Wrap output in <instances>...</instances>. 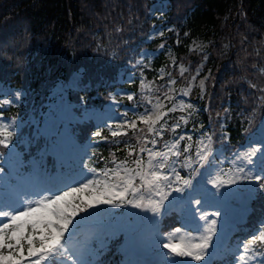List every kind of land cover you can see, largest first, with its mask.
<instances>
[{"label": "snow or ice", "instance_id": "1", "mask_svg": "<svg viewBox=\"0 0 264 264\" xmlns=\"http://www.w3.org/2000/svg\"><path fill=\"white\" fill-rule=\"evenodd\" d=\"M193 47L201 46L196 42ZM210 77L209 70L199 78L200 99L208 92L211 100L205 85ZM127 79L132 82V77ZM195 79L194 75L192 80ZM167 83L171 85L173 80ZM192 87L189 81L181 88V94L187 97ZM251 87L257 85L253 83ZM260 91L264 93V87ZM117 92L133 100L132 92ZM3 95L9 99L0 101V105L11 106L22 92L5 89ZM178 95L168 88L164 99L177 100L170 108L158 96L155 103L149 98L151 109L145 108L133 119L126 118L127 107L121 109L120 116H105L101 122L107 121L109 128L122 120L119 132H112L113 137L131 129L139 147L126 145L128 158L124 160L113 155L112 168L91 167L89 161H84L83 167L77 166L73 174L78 179L51 175L46 165L22 159L13 139L19 117L5 118L0 108V157L10 167L7 176H3L5 169L0 168V264H104L102 257L113 243L124 257L120 264H212L206 258L218 248L221 238L217 218H231V211L240 206L236 197L241 192L249 199L264 196V117L257 118L256 106L248 112L239 111L240 120H246L248 125L242 126L245 143H237L225 156L223 152L218 154L213 144L217 134L221 141L229 139L221 121L232 118L231 110L224 108L213 119L210 103H204L203 110L209 111L207 126L194 123V131L190 132L181 122L188 124L198 110L197 105L178 99ZM108 99L112 101L105 106L108 110L119 105L115 94L109 93ZM258 106L264 109V95L260 96ZM177 109L190 111L169 124L167 114ZM91 136L107 139L101 137L99 130ZM48 147L61 153L55 141ZM172 204L180 206L185 220L195 223L194 231L187 233L189 238L182 236L179 244L173 242L169 233L145 230L146 221L154 220L161 209ZM97 205H131L141 211L128 209L117 217L111 209ZM194 205L197 207L193 211ZM197 214L198 222L194 220ZM245 223L238 222L237 231L242 236L237 235L234 244L221 253V264H264V215L250 227H245Z\"/></svg>", "mask_w": 264, "mask_h": 264}, {"label": "trees", "instance_id": "2", "mask_svg": "<svg viewBox=\"0 0 264 264\" xmlns=\"http://www.w3.org/2000/svg\"><path fill=\"white\" fill-rule=\"evenodd\" d=\"M151 2L0 0V82L24 92L20 108L8 107L3 111L5 115H22L27 119L19 135L20 139L25 137L21 145L25 157L37 155L43 145V139L32 134L30 122L40 118L48 104V95L59 80L67 82L74 72L81 70L80 89L67 92L69 102L75 104L74 111L80 113L112 102L108 94H115L119 87L120 70L123 74L134 73L143 85L141 80H136L130 86L133 100L123 104L145 109L150 106L149 98L154 102L157 96L161 97L168 80L176 78L178 84L186 87L203 60L204 72L211 71V77L205 80L211 100L208 92L200 99L198 90L191 94L192 100L202 109L204 103H210L213 119L224 108L231 110L232 117L221 121L229 139L221 141L217 134L213 147L227 156L233 146L245 141L242 126L247 127V121H241L237 113L256 106L257 118L264 117V109L258 106L260 96L264 95L260 91L264 87V71H261L264 0H168L165 18L171 29L162 38H152L150 34L152 26L157 24L148 12ZM196 37L208 41L206 52L189 49V43ZM161 45H168L176 57L175 64L168 66L165 79L157 76V69L166 64L163 53L155 52ZM144 49L152 50L149 59L143 57ZM177 64L186 65L187 71L179 73ZM253 83L256 88L251 87ZM208 118L209 111L203 110L201 120L206 126ZM66 130L72 147L70 163L90 143L97 165L112 162L113 155L123 159L128 155V144L139 147L130 130L117 137L102 131L101 137L107 139L91 136L96 131L91 121L76 123ZM45 159L50 161L49 157ZM262 215L264 196L258 195L252 199L247 224H254ZM176 225L174 212L163 215L162 232L167 233ZM118 257L109 254L107 264H120Z\"/></svg>", "mask_w": 264, "mask_h": 264}, {"label": "rangeland", "instance_id": "3", "mask_svg": "<svg viewBox=\"0 0 264 264\" xmlns=\"http://www.w3.org/2000/svg\"><path fill=\"white\" fill-rule=\"evenodd\" d=\"M149 12H150V15L152 17H154L159 23H164V16L167 12V1H165V0H154L150 5ZM169 29H170L169 26H161V27L160 26H153L151 29V35H152V37H161V36H163L164 32H166ZM196 42L200 43L201 47L199 49L193 47V44ZM207 44H208L207 41H205L201 37H198V38L194 39L189 44V47L192 50H195L197 52H205V51H207ZM142 53H143V56L145 58H149L151 55V50L146 49ZM163 55H164V58L168 61V63H169L168 65H170V66L173 65V63L175 62V55H174V53L170 47H166L164 49ZM202 64L199 65L200 71L197 72V68H198L197 67L195 69L194 73L192 74V76L190 77L189 81H192L193 87L190 90L187 97H185L181 94L180 90L182 87L179 86L175 82L174 79H172L173 84H171V85L167 84V87H166V92H167L168 88H172L175 93L179 94L178 99L191 100L192 102L196 103L198 110L189 119L188 124L184 125L183 122H181L182 126L185 127L190 132L194 131L193 127H192L194 123L195 124L203 123L201 120V112L203 111V109L201 108L200 104H198L196 101L192 100V98H191V94L194 91H196V90L199 91V87H198L199 78L206 74V73H204V69H203ZM186 70H187L186 66H184V65L178 66L179 73H183ZM121 73H122V71H120V74ZM167 74H168V69L166 66H161L157 70V75L160 79H164L167 76ZM194 75L196 76V79L193 81L192 77ZM80 76H81V73L76 72V73L72 74L70 79L65 83L62 82V80H59L56 83V85L53 87L52 91L50 92V94L48 96L49 102L47 104L46 109L43 111L40 118L33 120L31 122L33 135L35 137L41 136V138L43 139V145H42L40 151L38 152L39 155L24 158L23 154L18 149L22 159H26L29 161L35 160L37 165H40V164L46 165L47 170L51 175H66V176H70L72 179H78V177H76L73 174L75 173L77 166L83 167L84 161H89V166H91V167H104L105 165H107V167L112 168L113 164L109 165L106 162H103L101 165L94 164L93 161H91L92 154L89 153V149L87 147H84V152H83V150H82V153H81V151L79 152L80 157L78 158V161L71 166L66 165L67 160H69L71 158V153H70L71 145L69 143V134L67 133V130H66L69 128V126H72L76 123H80L82 121H91L95 125L97 130H99V131L106 130L110 135H112L113 131L119 132L118 124H122V120L119 122L112 123V127L109 128L106 126V123H108L107 121H105L103 123L101 122L105 116H120L121 115V109L124 107L128 108V114L126 117L128 119H133L136 114H142L145 111V109L139 110L137 108H135V110H133V105H123V106L118 105L116 108L111 109V110H108L106 107H104L101 109H87V112L85 110H81V112L79 114L76 113L74 111L75 104L69 102L67 92H69L71 90H77L80 88L78 85V81H79ZM128 77H132L131 83L128 82V79H127ZM135 80H140V79L138 76H135L134 74H131V73L124 75L122 77H119L118 83H120L122 85L120 87H118L117 89H126V90L133 93V90L130 88V85L133 84ZM5 89H10L12 93H14L15 91H21L18 88H14L11 86H4L0 83V101L9 99L8 96L3 95V92ZM21 92H22V96L19 98H15V102H14V104L11 105V107L18 108L23 103L24 93H23V91H21ZM169 94H171V93H169ZM116 95L118 98L128 100L126 96L119 95L117 90H116ZM164 95L160 100L165 103L166 107L170 108L172 106V103L177 102V100H173V101L165 100ZM8 107H10V106L0 105V108H2L3 110L8 108ZM147 109L150 110L151 106ZM188 111H190V110L180 111L179 109H177L175 112L167 114L166 119H168V123L170 122L171 118H173L174 121L178 120L179 116L187 115ZM10 116H12V115H5V118L10 117ZM18 117H19V121H18V124L16 125L17 131L14 132L13 139L17 142L16 144L20 146V144L25 140V137L23 136L24 137L23 139L18 140V138H19L18 133L21 130V128L26 124V119L21 115ZM6 122H7V120H6ZM137 124H140V122L137 121ZM124 127H126V125H124ZM129 130H131V129H129ZM120 134H123V133H120ZM195 138L196 137L194 135L193 139L195 140ZM54 141L57 143V148L59 149V151L61 153H54L50 149V147H48ZM244 143H245V141H244ZM194 151H195V149L193 148L192 152H194ZM219 153L220 152H218V154ZM40 154L42 155L41 157H43V158H44V156L52 157L54 160V164H51L49 162H45L44 160H40V157H39ZM127 158H128V156L124 157L122 160L127 159ZM218 158H219V156H218ZM0 168L5 169V173L3 174V176H7V173L9 172L10 167H9V164L5 162V158H3V157H0ZM88 178H91V177H88ZM101 178H103V177H101ZM109 178H111V177H109ZM208 187L212 188L213 186L208 185ZM223 187L226 188L229 186L225 185ZM96 207H102L103 209H111V211L113 213H115V215L117 217L121 216V214H126L128 209H131L133 212H140L141 211L140 209L132 208L131 205H129L127 207L123 206V205H120V206L97 205ZM195 207H197V206H195V205L193 206V211H194ZM171 211L175 212L177 215V219H176L177 226H175L173 229H171L167 233L170 234V236L173 239V242L179 244L181 242L182 236L184 237V239L189 238L187 236V233H192L194 231L195 223L192 220H185L184 219V214L180 210V206L178 204H172V205H169L167 208L161 209V214L159 216L154 217V220H152V221H146L145 222V230L151 232L154 229H159L160 232H162L160 229L162 217L164 214H168ZM204 211L211 212V211H215V209H211V210L210 209H204ZM247 213H248L247 208H245V209L234 208L231 211V214H230L231 218L229 220L226 221L224 217L217 218L219 221L218 227L221 230V238L217 242L218 248L213 249V254L207 256L206 259L208 261L212 262L213 260H219L221 253L226 248H230L234 244L235 238L229 237V234L233 233L237 229L238 222H246L245 227H250V226L254 225L259 220V219L256 220L254 224H250V225L247 224V222H248L246 219ZM147 215L153 216L152 213H148ZM199 219H200L199 215L197 214L195 216L194 220L198 222ZM201 227H202V225H201ZM177 228L181 229V232H175L174 230ZM238 235L242 236L241 233H238ZM122 239H123V237H122ZM163 243H164V239L161 240V247H163ZM228 244H230V245L228 246ZM210 248H211V245H210ZM123 259H124V257L122 256L121 260H123ZM219 262H221V259ZM193 264H196V262H193Z\"/></svg>", "mask_w": 264, "mask_h": 264}, {"label": "water", "instance_id": "4", "mask_svg": "<svg viewBox=\"0 0 264 264\" xmlns=\"http://www.w3.org/2000/svg\"><path fill=\"white\" fill-rule=\"evenodd\" d=\"M237 201L239 202V207L245 208L251 203V199L247 197V194L244 192H241L237 197Z\"/></svg>", "mask_w": 264, "mask_h": 264}]
</instances>
